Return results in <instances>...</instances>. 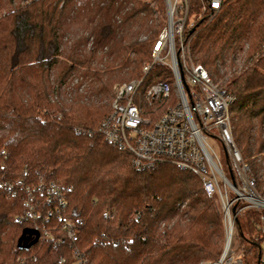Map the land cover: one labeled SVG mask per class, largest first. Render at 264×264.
Returning a JSON list of instances; mask_svg holds the SVG:
<instances>
[{
  "label": "trees",
  "instance_id": "16d2710c",
  "mask_svg": "<svg viewBox=\"0 0 264 264\" xmlns=\"http://www.w3.org/2000/svg\"><path fill=\"white\" fill-rule=\"evenodd\" d=\"M166 18V0H0V264L219 259L223 218L200 179L169 161L137 168L101 130L115 83L142 77ZM188 19L192 60L214 82L234 71L232 133L264 196V0H189ZM150 71L146 86L172 79ZM242 216L259 259L260 212Z\"/></svg>",
  "mask_w": 264,
  "mask_h": 264
},
{
  "label": "built area",
  "instance_id": "2783aa9c",
  "mask_svg": "<svg viewBox=\"0 0 264 264\" xmlns=\"http://www.w3.org/2000/svg\"><path fill=\"white\" fill-rule=\"evenodd\" d=\"M225 2L208 0L210 10H219ZM188 18L189 0H168L167 22L151 60L144 64L142 77L114 86L111 111L101 130L109 143L132 155L137 168L154 169L169 161L200 179L205 194L217 200L224 223V247L215 264H245L247 251L235 246V229L247 210H258L255 241L261 245L258 264H264V196L257 193L255 179L234 141L230 106L235 97L192 60ZM155 64L166 66L172 79L161 78L146 86ZM213 140L225 150L229 174ZM53 188L64 207L60 188ZM70 227L66 224L64 229L77 241ZM84 260L81 257L77 264Z\"/></svg>",
  "mask_w": 264,
  "mask_h": 264
},
{
  "label": "rangeland",
  "instance_id": "374dc122",
  "mask_svg": "<svg viewBox=\"0 0 264 264\" xmlns=\"http://www.w3.org/2000/svg\"><path fill=\"white\" fill-rule=\"evenodd\" d=\"M172 1H174V0H172ZM166 8H167V3H166ZM162 21L163 20H161V22ZM166 22H167V18L164 21L163 27L166 25ZM242 68H243V63L239 62L238 69L240 70ZM236 72H239V71H236ZM233 73H234V71L232 73L228 74L226 76V78L224 79V81L220 80L218 83H220L221 85H223L225 87L226 84L229 82V80L232 78ZM123 82H126V81H123ZM123 82H117V83H123ZM117 83H115V85ZM211 144L215 147L217 152L220 154V157H221V159L223 161V164H224V167H225V171L229 174V171H228L227 165H226V153H225V150H224L222 144L217 143L214 140L211 141ZM240 223H241V227L239 225H236L234 244H235L236 247H241V248L245 247V248H247L249 250L250 247H252L251 241L249 239H244L242 237V232H241V229H242L243 233L246 235V237H248V230L246 228V221H245L243 216H240ZM223 247H224V245H223ZM222 251H223V249H222ZM217 261L218 260H216V261H207V262H204L203 264H215ZM244 263L245 264H258V257H257V249L256 248H253L252 253L247 251V255L244 258Z\"/></svg>",
  "mask_w": 264,
  "mask_h": 264
},
{
  "label": "water",
  "instance_id": "95a60500",
  "mask_svg": "<svg viewBox=\"0 0 264 264\" xmlns=\"http://www.w3.org/2000/svg\"><path fill=\"white\" fill-rule=\"evenodd\" d=\"M166 3H167V5H168V0H166Z\"/></svg>",
  "mask_w": 264,
  "mask_h": 264
}]
</instances>
